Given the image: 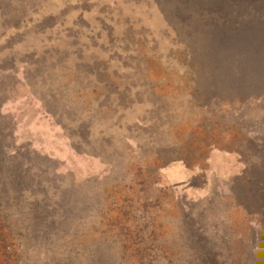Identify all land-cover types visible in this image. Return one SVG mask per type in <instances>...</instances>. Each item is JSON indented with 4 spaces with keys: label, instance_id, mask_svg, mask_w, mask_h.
I'll list each match as a JSON object with an SVG mask.
<instances>
[{
    "label": "rangeland",
    "instance_id": "obj_1",
    "mask_svg": "<svg viewBox=\"0 0 264 264\" xmlns=\"http://www.w3.org/2000/svg\"><path fill=\"white\" fill-rule=\"evenodd\" d=\"M246 7L264 19V0H0V264H264Z\"/></svg>",
    "mask_w": 264,
    "mask_h": 264
},
{
    "label": "crops",
    "instance_id": "obj_2",
    "mask_svg": "<svg viewBox=\"0 0 264 264\" xmlns=\"http://www.w3.org/2000/svg\"><path fill=\"white\" fill-rule=\"evenodd\" d=\"M251 12V9L249 10L247 7L246 8H243V14H241L240 12H233L234 14H237L238 16L239 15H243L242 19L240 20V23L243 22V33H241V35L243 36V44L245 43V41H247V39L251 36L247 35L246 31L248 30V27L250 26V24H252L253 22L257 25V24H262V22H264V19H258L257 16L256 17H252L251 15H249ZM238 25V24H237ZM264 26V24H263ZM237 27V26H235ZM241 30V28H239ZM238 29V30H239ZM230 34H234L235 31H232V30H229ZM261 35L264 36V31L261 33ZM228 36V35H227ZM229 38V37H227ZM234 46H230V50H227L225 52H228V53H234ZM245 51V50H243ZM260 52H263V50H259ZM257 52V51H255ZM244 132V131H243ZM232 144H230L229 146L233 149V150H236L235 152H231V157L234 159L233 162L230 163L228 169H229V172H227L228 170L227 167L225 169V173H222L225 177H223V179L227 180V181H237V180H241L243 178V173L245 172V169L247 167V164L245 167H243V152L241 150H243V144L247 141L244 136L242 138V135L240 133L239 137H236L235 138V142L234 140H232ZM217 156H215L213 159H215ZM213 164L216 163L217 164V161L214 160V162H212ZM238 166V167H237ZM237 168V169H236ZM217 170V169H216ZM219 170V169H218ZM216 173V171H215ZM211 175L214 176V173H211ZM217 175V174H216ZM221 176V177H222Z\"/></svg>",
    "mask_w": 264,
    "mask_h": 264
}]
</instances>
